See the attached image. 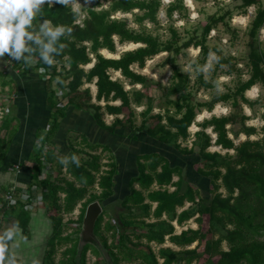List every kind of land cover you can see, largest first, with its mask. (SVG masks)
Segmentation results:
<instances>
[{"label":"trees","instance_id":"trees-1","mask_svg":"<svg viewBox=\"0 0 264 264\" xmlns=\"http://www.w3.org/2000/svg\"><path fill=\"white\" fill-rule=\"evenodd\" d=\"M231 2L237 4L235 9H229L224 14L220 11L205 18L198 25V29L186 33L187 37L174 25L176 14L189 21L185 0H176L168 7H164L162 0H93L91 6L82 9L85 18L82 20V16L80 17L81 24L74 22L75 16L71 6H42L41 12L33 22L34 26H38L43 20H51L54 25H64L72 29L70 35L61 38L60 43L64 47L55 56L52 66L44 64L38 53L35 56L36 70L43 69L45 73L52 70L51 77H48L51 79V88L52 81L61 77L57 86L51 90L53 123L48 137L42 140L43 147H37L31 156L32 185L46 190L43 202L54 230L44 264H77L75 258L79 234L86 210L94 202H100L106 208L104 213L107 215L100 217L95 233L109 250L114 264H264V241L258 239L264 237V137L262 140L252 141L250 138L257 135L258 131L247 127L246 122L250 119L241 114L213 117L204 121L200 125L201 131L195 135L196 140L192 148L183 147L180 143L190 140L189 130L194 125L198 113L205 110L211 113L219 104L230 105L234 109H240L241 102L248 104L251 109L260 104L264 111V97L259 104L246 99V93L252 88L260 86L264 90V43L260 42L264 29V0ZM105 3L110 4L107 9L104 8ZM253 7L256 9V16L246 34L251 49L246 63L250 77L243 81L239 61L244 63L246 57L238 59L224 55L218 47H210L209 38L214 31L220 34L223 28L231 30L235 11L246 15ZM163 8L170 22V37L166 40L160 35H155L147 25H160L159 15ZM118 14L132 15V23L136 27H132L128 19L116 18ZM132 44L140 47L120 54V47ZM191 48L200 50V58L194 65L198 70L195 82H192L191 76L178 63V58ZM104 51L120 57L107 58L103 55ZM162 54H167L163 67L169 66L172 70L171 85H157L162 93L159 99L165 102L166 108L164 116L157 115L149 124L157 99L151 94V80L138 73L136 68L145 70L149 61ZM212 54L218 57L216 69L222 70V75L237 76L238 83L230 93L217 95L209 103L200 102V90L213 88L211 81L206 80L204 75L205 66ZM14 62L15 69L24 65ZM93 64L94 67L90 70L85 69ZM32 70V67L25 65V73ZM112 72H119L123 81L113 80ZM4 78L5 74L0 72V82H3ZM96 80L98 105L93 103L91 90H82L85 84H94ZM126 83L130 90L126 89ZM7 86V83H2V87ZM137 86H141L142 90L137 89ZM58 88L68 90L64 96V108L58 106ZM101 102H105L106 106L100 105ZM68 106L94 112L99 125L110 133L120 127H128L135 132L147 130L151 138L173 150L163 156L156 153L144 155L139 159L140 175L132 181L129 197L120 205L113 204L110 209L118 171L116 162L103 163L105 152L112 153L109 147H103V153L97 154L100 148L98 145L85 141L90 150L86 152L80 150L76 143H71L70 152L66 156L75 154L79 165L71 161L67 166L59 163L55 178L47 174V179L41 180V174L49 165L45 154L46 143L57 133L58 120L64 116ZM141 107L145 110L141 113L143 122L139 126L136 108ZM103 110L109 115L124 118H118L109 127L103 120ZM1 124L0 172L8 163L11 143L8 134L12 129V121L7 117ZM237 125L241 127L240 131L233 132L229 129ZM209 129L217 136L215 146L227 154L209 151L213 147V140L207 134ZM230 135L237 138L245 135L249 140L237 146ZM232 151L233 155L230 154ZM111 159L110 161H114L113 157ZM142 160L145 163H141ZM179 161L189 167L190 186L185 194L181 193L183 168ZM104 168L109 170L103 171ZM175 176L179 177L177 183L174 182ZM136 185H139L140 191L135 188ZM155 185L159 190H153ZM170 187L176 190L171 193L168 189ZM9 189L6 186L0 187L1 219L22 228L25 234H28L31 214L27 210L34 204V200L30 198L23 202L17 192V202L8 207L5 196ZM97 190H100V194ZM148 200L150 203H147ZM187 203L196 208L179 213L178 209L184 208ZM80 204H83V207L77 220V234L64 237L69 226L76 222L69 220V224L64 223V217L74 215ZM152 204L158 205L153 215ZM116 209L125 213L120 214ZM107 216L114 224L105 222ZM164 216H167V220L163 219ZM197 216L199 229H188L179 235L176 234L172 223L177 222L182 227ZM152 217L156 222L148 223L147 220ZM222 231L226 232V236L221 235ZM217 234L220 238L216 240ZM109 235L111 236L108 237ZM167 239L180 250L162 247ZM224 242L229 246L228 251L222 249ZM152 244L162 247L158 253ZM69 245L71 248L65 252L64 259L57 263L58 250ZM194 245L197 246L190 249ZM10 248L8 241L0 264H23L20 259L10 258ZM90 251L99 258L97 264H104L98 252L91 246L85 249L82 264H87L86 256Z\"/></svg>","mask_w":264,"mask_h":264},{"label":"crops","instance_id":"crops-1","mask_svg":"<svg viewBox=\"0 0 264 264\" xmlns=\"http://www.w3.org/2000/svg\"><path fill=\"white\" fill-rule=\"evenodd\" d=\"M3 60L6 61V58L4 57ZM90 66L93 68L94 64ZM0 72L5 74L3 82H0V95L1 92L5 91H8L11 95H15V99L12 103L7 105L10 111V120L12 121V129L8 134V139L11 143L8 151V163L4 167L5 169L0 172V187L6 186L10 189L16 187L18 189L17 192L20 194V199L22 201L25 200L23 202H26L30 198L34 200V204L29 206L27 210L31 214L28 234H25L22 228H18L0 219V235L9 229L15 230L13 239L9 241L11 247L9 254L10 258L20 259L23 264H44L46 254L49 251V241L53 236L54 230L53 224L47 215L45 203L43 202L46 190L42 187L40 188L32 185L33 178L30 167L33 163L31 162L33 151H35L40 142L43 144L42 140L48 137V131H50L53 123V115H51L52 91L57 81H52L53 88H51V79L48 78V75H46L44 71H41V69H33L29 73H19L7 67L6 64H0ZM96 82L97 80L94 84H85L82 90H91L93 103L98 105V88ZM2 83H7L8 86L5 88L2 87ZM92 85L95 86L93 89L90 87ZM99 104L103 107L106 106L105 102ZM114 104L116 103H113V105ZM119 105L120 103H117L116 106ZM102 113L103 120L109 127L112 126L118 118H124V116L109 115L105 110H103ZM136 117L142 118V114H138ZM58 121L59 129L58 131L56 130L57 133L51 137L49 143H46L47 149L45 154L49 165L41 174V180H43V177L47 179L48 175L55 178L60 159L70 152L71 143H76L80 150H85L86 152L90 150L88 146L86 147L85 141L93 145H98L100 148H98L97 154L103 153V147H109L112 153L105 152V160L103 163L116 162L118 171L115 178V194L112 203L109 204L110 209L113 208V204L120 205L129 197L132 181L140 175L139 159L144 155L156 153L163 156L164 153L173 150L151 138L147 130L135 132L128 127H120L114 133H110L99 125L94 112L78 110L74 106H68L64 116L62 118L60 117ZM1 122L0 125H2ZM141 124L139 126H141ZM4 134L6 133L4 132ZM112 157L114 161H110ZM141 163L145 162L142 160ZM179 165L182 166L184 164L182 161H179ZM17 166H20L21 169L19 173L15 171ZM186 168L189 171V167L186 166ZM108 170V168H104L103 171ZM64 173L66 174V170ZM178 181L179 177L175 176L174 182L177 183ZM135 188L140 191L139 185H136ZM168 189L171 193L176 190L174 187ZM153 190H159L157 185L153 187ZM97 191V193L100 194V190ZM147 196L148 193H146V197ZM147 203H150V201L148 200ZM82 205L83 204H80L79 207H82ZM152 205L153 209L151 214L153 215L158 205ZM184 208H179L178 212L182 213L190 207L188 209ZM81 209L82 208H80V213ZM116 212L120 214L125 213L119 209H116ZM163 219L167 220V216H164ZM147 222L154 223L156 220L152 217V219L147 220ZM188 222L182 227H185ZM172 224L175 229L179 226L177 222ZM196 225L198 224L196 223ZM197 229H199V226L194 230ZM186 230L188 229L183 231ZM183 231H181L180 234ZM167 243L170 246H167ZM171 245L173 244L167 239L166 244L162 247L171 248L175 251L180 250L174 245V247H171ZM157 247L159 249L162 248L161 246Z\"/></svg>","mask_w":264,"mask_h":264},{"label":"rangeland","instance_id":"rangeland-1","mask_svg":"<svg viewBox=\"0 0 264 264\" xmlns=\"http://www.w3.org/2000/svg\"><path fill=\"white\" fill-rule=\"evenodd\" d=\"M164 7H168L170 4L174 3L176 0H162ZM91 3H85V2H80L78 11L82 13V20L85 18V13L82 11V9L86 6H91ZM109 3H105L104 8L107 9L109 7ZM185 5L188 9V15H189V21L186 18H181L180 15L176 14L174 19H175V27L178 28L180 33L183 36H186L187 32L194 31L195 29L199 28V24L205 20V18H208L214 14L219 13L222 11L224 14L227 12L229 9H235L237 7V4L232 3L231 0H185ZM221 13V15H222ZM240 11H235L234 17L231 20V30L228 28H223L221 29L220 34L217 32H212L209 38V43L210 47H218L220 51L226 56H232V57H238V59H241V57H246V61L243 63L239 61V69L242 70V80L247 81L249 79V72L248 68L246 67V63L248 62V55L251 51L250 47L248 46V41L246 39V34L248 33L254 19L256 16V9L250 8L248 13L246 15L240 14ZM116 18L119 19H128L130 23L132 24V27H136L133 25L132 20L133 17L132 15H122L118 14ZM159 21L160 25L158 26H153L152 24H147L148 28L155 34V35H160L162 39L166 40L170 37V33L168 31L170 27V22L166 16V11L165 8L162 9L159 15ZM81 24V22L79 23ZM187 37V36H186ZM260 42L264 43V29L261 32L260 35ZM139 48V45H128L124 47L119 48L120 54L123 52H128V51H133ZM106 52V53H105ZM108 54V55H107ZM103 55L106 56L107 58H112V59H119L120 55H112L108 51H104ZM6 61L9 60V57H6ZM167 58V54H162L158 57H155L153 60L149 61L147 63L146 69L145 70H139L136 68V71L142 75L147 76L152 84L151 86V94L153 97H155L157 100L155 101V110L154 114L152 117H150V120L148 123L150 124L151 122L154 121V118L161 114V116H164V111L166 108L165 102L160 100V90L157 88V85H163L165 87H168L171 85V76H172V70L169 66L163 67L164 61ZM200 58V50L191 48L188 51H186V54L180 56L178 58V63L182 67V69L188 73L191 76L192 82H195L198 78V70L194 67L196 63H198V59ZM218 64V57L216 54H212L209 57V60L205 66L204 69V75L205 79L208 81H211L213 88L206 90L205 88L201 89L200 92L198 93V99L200 102H211L217 95H226L230 93L232 90H234L237 86L238 83V77H229L226 75H222V70H217ZM7 67L11 68V65L9 63L6 64ZM85 69L89 70L91 69V66L85 67ZM112 77L113 80H121L123 81V78L119 72H112ZM61 77H58L55 82V87L57 86V83ZM126 89L130 90L131 88L129 87L128 83L125 84ZM92 89L95 87L94 85L90 86ZM139 90H142L141 86L136 87ZM264 97V90L260 86H256L252 88L250 91L246 93V99L251 102V103H260V101ZM119 104V103H118ZM114 105H117L114 104ZM240 109H234L230 105H224V104H219L215 107L214 111L209 113L208 111H203L201 113H198V117L192 126V128L189 130L191 138L189 142H180L182 143L183 147H188L192 148L193 144L196 140V134L201 131L200 125L204 123L206 120H210L213 117H229V116H234V115H244L248 117L250 120L246 122L247 127H253L257 129L258 134L251 137L250 139L252 141H259L262 140L264 135H263V128H264V121H263V115L264 111L261 109L260 104L257 105L254 109H251V107L244 103L241 102ZM137 113L141 114L145 108H136ZM2 113L4 114V111L2 110ZM107 119V118H106ZM142 122V118L139 117L137 118V124L140 125ZM229 129L233 132H238L240 131L241 127L239 125L237 126H232L229 127ZM207 134L210 135V137L213 140V148H211L209 151L211 153H222L223 155L227 154V152L222 151L221 148H217L215 146V142L217 140V136L213 132V130L209 129L207 130ZM230 138L234 140L235 144L237 146L241 145L242 143L246 142L249 140V138L245 135H241L240 137H235L234 135H230ZM231 155L234 154V152H230ZM51 155V152H50ZM224 194L225 192L222 191ZM2 199V198H1ZM4 200V199H2ZM25 201V200H23ZM83 207V205H82ZM81 206L77 209V212L72 215V216H66L64 217V223L69 224V220L71 221H76L75 224L69 226V229L66 230V234H64V237L68 235H76V230L78 229V217L80 214V208ZM190 207V208H189ZM196 208L195 206H193ZM191 207V204L187 203L184 209H193ZM1 208V207H0ZM107 213H104L103 216H106ZM198 218L195 217L193 218L190 222H188L185 227H179L177 226L176 228V234H180L181 231L185 229H196L198 228V225H196V219ZM1 219V216H0ZM114 224V221L110 219L109 216H107L105 222H108ZM176 225V224H175ZM222 236H226V232L222 231L221 233ZM109 235L108 237H110ZM220 238V235H216V240ZM259 240L264 241V237H258ZM110 239V243H111ZM167 246H170L167 243ZM197 245H194L192 249H194ZM153 249L158 253L159 248L153 244L152 245ZM171 247H174L171 245ZM68 248H71V245L60 248L57 253V258L56 261L59 263L64 259V254L67 251ZM222 249L225 251H228L229 246L226 242L223 243ZM86 261L87 264H97L99 262V258L93 253V251H90L87 253L86 256Z\"/></svg>","mask_w":264,"mask_h":264},{"label":"clouds","instance_id":"clouds-1","mask_svg":"<svg viewBox=\"0 0 264 264\" xmlns=\"http://www.w3.org/2000/svg\"><path fill=\"white\" fill-rule=\"evenodd\" d=\"M92 2L93 0H85V3ZM45 4L49 7L54 4H61L65 8L71 6L74 22L80 23V0H0V64L17 61L30 66L35 62L37 53L44 64L52 66L55 63V56L64 47L60 40L70 35L72 29L64 25H54L51 20H43L38 26H34L33 22ZM5 55L9 57L8 61L3 60ZM70 161L79 165L75 154L60 159V163L65 166ZM14 235V229L0 235V260L7 250V242Z\"/></svg>","mask_w":264,"mask_h":264},{"label":"water","instance_id":"water-1","mask_svg":"<svg viewBox=\"0 0 264 264\" xmlns=\"http://www.w3.org/2000/svg\"><path fill=\"white\" fill-rule=\"evenodd\" d=\"M181 167L183 168V184L181 193L185 194L189 190L190 181L188 178V170L186 166L184 165ZM104 212L105 206L100 202H94L88 206L82 224L81 232L79 234V244L75 258L77 264H82L83 254L88 246L93 247L98 252L104 264H114L109 250L104 246L100 238L95 233L96 224Z\"/></svg>","mask_w":264,"mask_h":264},{"label":"built area","instance_id":"built-area-1","mask_svg":"<svg viewBox=\"0 0 264 264\" xmlns=\"http://www.w3.org/2000/svg\"><path fill=\"white\" fill-rule=\"evenodd\" d=\"M5 56L8 57L7 55H5ZM9 64L11 65L12 69L16 70L19 73L20 72H24V70H25V65H20V67H18V69H15V62L14 61L9 63ZM30 67H32L33 69H36L37 68V63L34 62L32 65H30ZM51 74H52V70L46 71V75H48V77H51ZM66 93H68V90H66V89H60V88L57 89V97H58V100H59L58 106L60 108H64L65 105H66V99L64 97ZM14 99H15V95L9 94L8 91L1 92V95H0V106H1L0 107V122L3 121V119H5V118L10 117V111L7 108V105L11 104ZM2 110L4 111V114L2 113ZM37 147L39 149L41 147H43L42 142H40ZM20 170H21L20 166H17L15 168V171L17 173H19ZM44 178L45 177H43V179ZM17 191H18V189L16 187H13V188H11L9 190V192L5 196V200H6L7 204H8V207L13 206L17 202V199H16ZM77 226L79 227V225H77Z\"/></svg>","mask_w":264,"mask_h":264},{"label":"bare ground","instance_id":"bare-ground-1","mask_svg":"<svg viewBox=\"0 0 264 264\" xmlns=\"http://www.w3.org/2000/svg\"><path fill=\"white\" fill-rule=\"evenodd\" d=\"M133 45V44H132ZM106 53V52H105ZM108 55V54H107Z\"/></svg>","mask_w":264,"mask_h":264}]
</instances>
